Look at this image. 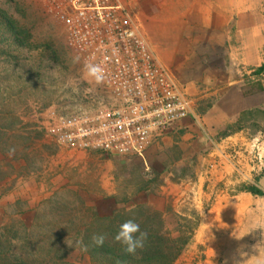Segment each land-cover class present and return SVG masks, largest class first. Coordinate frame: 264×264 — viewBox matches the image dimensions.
<instances>
[{"label":"rangeland","instance_id":"374dc122","mask_svg":"<svg viewBox=\"0 0 264 264\" xmlns=\"http://www.w3.org/2000/svg\"><path fill=\"white\" fill-rule=\"evenodd\" d=\"M124 1L159 59L181 79L190 77L194 53L188 39L164 29L166 15H185L186 32L196 29L198 46L215 49L218 60L227 56L233 65L232 52L250 48L252 55L242 58L237 76L207 84L198 95L179 81L193 97V113L153 139L144 156L82 152L61 145L50 127L55 117L106 105L103 83L36 0H0L25 42L17 44L11 29L0 32V126L11 131L8 147L15 148L11 157L0 155L8 169L0 183V232L34 237L47 199L57 194L64 207L77 193L102 215L149 205L136 222L164 233L171 247L164 253H179L173 264H264V196L244 189L264 188V73L255 72L264 62V0ZM223 11H230V25L218 28ZM210 17L216 28L208 26ZM140 185L149 188L138 191ZM62 211L55 223L75 227L72 233L89 222ZM66 237L70 261L93 264L81 236Z\"/></svg>","mask_w":264,"mask_h":264},{"label":"built area","instance_id":"2783aa9c","mask_svg":"<svg viewBox=\"0 0 264 264\" xmlns=\"http://www.w3.org/2000/svg\"><path fill=\"white\" fill-rule=\"evenodd\" d=\"M36 1L83 61L103 70L109 97L94 112L55 117L50 131L61 145L144 156L153 139L193 113V97L159 59L124 0Z\"/></svg>","mask_w":264,"mask_h":264},{"label":"trees","instance_id":"16d2710c","mask_svg":"<svg viewBox=\"0 0 264 264\" xmlns=\"http://www.w3.org/2000/svg\"><path fill=\"white\" fill-rule=\"evenodd\" d=\"M0 19L2 23L0 32H2V29H11L10 32L14 34L17 44L24 45V41L18 40L19 35H16L18 33L13 22L1 12V9ZM255 72L264 73V62ZM10 133L11 131L5 130L4 126H0V155L9 151V139L12 137ZM56 143L59 146V143ZM18 144L16 143L17 148ZM5 162L4 159H0V183L8 176ZM148 188L146 185H140L138 191ZM244 189L254 195L264 196V188L256 183H246ZM73 195L75 196V194ZM67 203H69V206H60L62 202L57 194L47 199L46 205L42 206L44 210L36 213V227L39 230L34 237L29 235V238H25L18 234L7 236L4 232H0V264H76L70 261L68 251H66L68 248H65L68 242V239H65L66 235L70 237L73 234L81 236L80 244L83 248L87 247V252L93 264H173L178 258L179 253L175 255L164 253L166 248H171L165 244L168 238L163 232L154 231L149 226L141 229V231L147 232V240L144 248L137 249L135 254L126 253L124 246L114 240L120 225L126 220L133 219L130 212L135 213L134 220L136 221L141 214L139 211H145L144 216L147 214V211L150 210L149 205H139L136 209L126 213L115 212L111 215H102L97 211L96 205H88L77 193L75 200L70 199ZM81 207L83 210H81ZM62 208L63 216L67 210H70L73 219H88L89 222L83 221V225H79L75 233H72L75 227L71 228L69 224L56 225L57 210ZM49 217H52L50 221ZM40 220L49 223L39 224ZM44 228L47 229V232H41V229ZM57 228L63 231H58ZM93 235H104V244L102 246L94 245L92 243ZM35 243H42V245H38L36 250L33 247Z\"/></svg>","mask_w":264,"mask_h":264},{"label":"crops","instance_id":"0c3cea01","mask_svg":"<svg viewBox=\"0 0 264 264\" xmlns=\"http://www.w3.org/2000/svg\"><path fill=\"white\" fill-rule=\"evenodd\" d=\"M208 9L211 8H207V10ZM223 15L220 19H218V28L228 27L230 25V11H223ZM185 19V15L183 14H181L180 16H173L172 14L166 15L164 19V29L166 31L172 30L173 32L180 34L183 38L185 37L186 39H188L191 43L189 45V49L194 53V61L192 63V66H190V77L181 79L180 77H178L180 73L177 72L178 75L175 74L176 78L187 85L190 88L191 92H196V94L198 95L199 92H201L202 88L206 87L207 84L209 85L216 83L219 84L216 85L218 87L222 84L221 82H223V78L229 77L230 73H233L234 76H237V72H239V69L241 70L240 67L242 58H244L245 60L250 58V56L252 55V48L243 50L242 55L232 52L234 61L233 65L229 64L227 56L225 57V59L221 58L220 60H218L215 57V49L208 48L207 50H205L202 47L200 48V45L198 46V41H200L201 37L198 35V31L196 29L189 28L186 32L187 27H185ZM195 20H197V18H195ZM208 22V26H211L212 28L217 27L216 19L213 20V18L210 17ZM247 53L249 54L246 55Z\"/></svg>","mask_w":264,"mask_h":264},{"label":"clouds","instance_id":"9594fccd","mask_svg":"<svg viewBox=\"0 0 264 264\" xmlns=\"http://www.w3.org/2000/svg\"><path fill=\"white\" fill-rule=\"evenodd\" d=\"M102 71L103 70L99 66H88V73L94 76L97 82L103 79ZM14 154L15 148H10L8 151L9 157ZM147 235V232L141 231L139 223H137L134 219H129L120 225L119 231L115 235L114 240L124 246L126 253L135 254L137 249L144 248ZM104 241V235H93L92 237V243L96 246H102ZM84 250L87 251V247H85Z\"/></svg>","mask_w":264,"mask_h":264}]
</instances>
